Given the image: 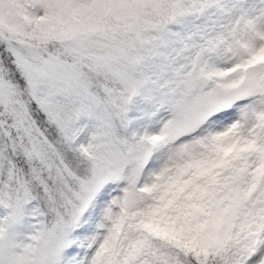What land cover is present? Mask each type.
<instances>
[{
	"label": "snow or ice",
	"instance_id": "obj_1",
	"mask_svg": "<svg viewBox=\"0 0 264 264\" xmlns=\"http://www.w3.org/2000/svg\"><path fill=\"white\" fill-rule=\"evenodd\" d=\"M0 264H264V0H0Z\"/></svg>",
	"mask_w": 264,
	"mask_h": 264
}]
</instances>
